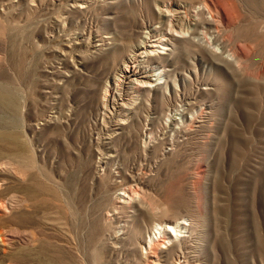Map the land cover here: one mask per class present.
<instances>
[{"label":"rangeland","instance_id":"374dc122","mask_svg":"<svg viewBox=\"0 0 264 264\" xmlns=\"http://www.w3.org/2000/svg\"><path fill=\"white\" fill-rule=\"evenodd\" d=\"M208 1L222 55L185 44L117 128L104 57L158 25L154 0H0V264H144L168 218L192 264H264V0Z\"/></svg>","mask_w":264,"mask_h":264},{"label":"bare ground","instance_id":"6f19581e","mask_svg":"<svg viewBox=\"0 0 264 264\" xmlns=\"http://www.w3.org/2000/svg\"><path fill=\"white\" fill-rule=\"evenodd\" d=\"M242 1L247 3L252 2V0ZM211 6V2L208 0H199L197 4L181 0H165L157 2L154 0L150 14L153 12L155 19L158 21V25L153 28L150 26L146 27V31L140 32V35L138 36L139 40H137L138 42L135 44L133 43L134 45L131 47V50L128 49L130 51H127L130 52L128 54H120L117 49L113 48V45V47L109 45L110 43L108 41H111L112 43L115 40L111 35H105V37L102 36L96 40L95 38L89 40L87 49L90 53H94V50L98 52V47L103 50L102 47L109 45V52L107 49L106 52L108 53L106 56L104 55V59L113 61L114 59L117 60V58H120L121 61L117 66V73L112 79H110L105 88L102 89L100 105L102 118H105L106 115H108V117L115 116L116 121L114 120L115 124L113 125L120 128L127 116L132 114L131 107H134V105L138 103L141 93L146 92L150 94L154 91H164V94H166L165 92H167L170 80L169 74H167L168 70L165 69L164 65L168 62L170 63L174 57L178 58L182 56L183 54L181 55V53H183V51L185 52L186 49L185 44L195 45L196 43L197 46L202 45L204 48L198 46V50L200 47V49L202 48V51L204 50V52L209 53L210 55H222L223 51L221 47L216 44L219 42L220 37V34L218 33V29L220 28L217 26L221 25L217 23L219 20L213 18L215 13L213 14L214 11H211ZM245 6L248 7V5ZM248 8L250 9L251 7ZM146 9L148 8L146 7ZM1 11L3 12L4 9H1ZM184 26L186 29L183 28ZM142 28H145V25H142ZM185 53L187 54L188 52ZM194 54L196 55V53ZM228 56L229 55L226 56L227 61H230L229 58H231V56ZM183 58L188 59L187 56L186 58ZM175 119L176 118H173V115H170L167 117L165 125L167 126V124L172 123ZM117 202L124 203V197L120 196L117 198ZM186 221L187 220H185V222ZM161 223L163 224L162 227L160 229L154 227L153 230L155 231H151L153 234L146 241L147 248H145L146 251L142 256L144 264H158L161 254L166 251L165 249H168L169 251H172L173 249L178 250L175 264H192L195 261V257L189 256V253H191L190 250L192 249L191 244H189V239H187L189 236L186 237L181 235V229L186 230V228L183 227L186 226V224L180 221H173L172 218L171 220L169 218L164 219ZM168 244L172 246L170 249ZM181 259H183L182 263Z\"/></svg>","mask_w":264,"mask_h":264}]
</instances>
